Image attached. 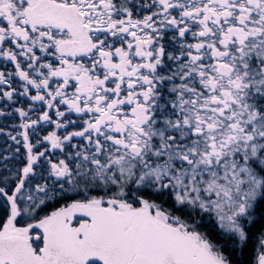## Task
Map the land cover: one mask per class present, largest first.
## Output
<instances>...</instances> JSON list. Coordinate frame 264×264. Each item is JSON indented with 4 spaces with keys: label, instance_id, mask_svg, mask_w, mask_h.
Instances as JSON below:
<instances>
[{
    "label": "snow or ice",
    "instance_id": "6c2138e0",
    "mask_svg": "<svg viewBox=\"0 0 264 264\" xmlns=\"http://www.w3.org/2000/svg\"><path fill=\"white\" fill-rule=\"evenodd\" d=\"M0 61V116L20 118L0 128L17 145L0 155V264L243 251L264 201V0H0Z\"/></svg>",
    "mask_w": 264,
    "mask_h": 264
},
{
    "label": "trees",
    "instance_id": "16d2710c",
    "mask_svg": "<svg viewBox=\"0 0 264 264\" xmlns=\"http://www.w3.org/2000/svg\"><path fill=\"white\" fill-rule=\"evenodd\" d=\"M2 118L3 120L0 121V127L4 129H7V127H9L11 124L18 125L20 123V121L17 120V116H5ZM17 130L20 131L19 129ZM49 130H51V128L46 126L43 130H41L40 135L46 134V132ZM31 139L34 143L36 136L35 135L31 136ZM9 147H11L12 151H15L17 145H15L14 142L9 140L6 135H1L0 136V155L7 154V150L9 149ZM20 151H21V154H23L24 149L22 145L20 146ZM22 163L23 161L21 159L20 161H14L13 165H10V166H22ZM57 206L59 205H52V207H57ZM262 210H264V201H261L260 207L257 208V214H258L257 222L253 224L249 229V240L247 244L243 247V251H240L238 249L236 252H232L231 242H229L228 247L225 249V254L231 257L232 264H253V261L255 259V249H256V244H257V237L261 229L264 228V215H259V213H261ZM207 220L208 218L205 217V221ZM213 225H214V221L212 223L206 222L201 228V231H208L211 238H213L217 243H222V241H220L218 238L219 229L217 228L215 231H210V229L213 228Z\"/></svg>",
    "mask_w": 264,
    "mask_h": 264
},
{
    "label": "flooded vegetation",
    "instance_id": "af4514ba",
    "mask_svg": "<svg viewBox=\"0 0 264 264\" xmlns=\"http://www.w3.org/2000/svg\"><path fill=\"white\" fill-rule=\"evenodd\" d=\"M141 2H143V0H141ZM145 14H146V13L143 12V11L139 13L140 17H142V16L145 15ZM169 35H171V34H169ZM11 68H12V65H11L10 63H9L7 66H5V65H4V62H3V61H0V70H5V71H7V70H9V69H11ZM13 86L19 88V83H18L15 79H14V84H13ZM17 101H22V103H21V102H17ZM8 103L10 104V107L6 108L5 110L11 112L13 107L16 108V107H21V106H23V107L26 108V107H27V104L29 103V101H27L26 98H21V97L17 96V97L15 98V101H13V102H8ZM3 106H4V102H0V108H2ZM11 116H17V115H16L15 113H13ZM2 117H5V116H0V121L3 120ZM33 117H35V116H33ZM70 118H72V119L75 118V114H72V116H71ZM17 120L20 121L19 116H17Z\"/></svg>",
    "mask_w": 264,
    "mask_h": 264
},
{
    "label": "rangeland",
    "instance_id": "374dc122",
    "mask_svg": "<svg viewBox=\"0 0 264 264\" xmlns=\"http://www.w3.org/2000/svg\"><path fill=\"white\" fill-rule=\"evenodd\" d=\"M27 108V107H26ZM12 109H14V107L12 108ZM17 115V114H16ZM18 116V115H17ZM1 128V127H0ZM17 129H19V128H14L13 127V125L11 124L9 127H7V129H5V133L6 132H8V131H11V132H13V134H15V132H18V130ZM20 130V129H19ZM1 135H5V134H2V133H0V136Z\"/></svg>",
    "mask_w": 264,
    "mask_h": 264
}]
</instances>
